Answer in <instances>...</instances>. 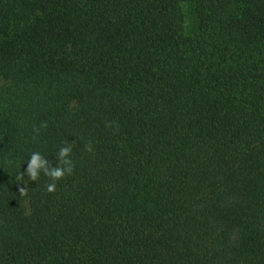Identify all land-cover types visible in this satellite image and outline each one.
Here are the masks:
<instances>
[{
  "label": "trees",
  "instance_id": "trees-1",
  "mask_svg": "<svg viewBox=\"0 0 264 264\" xmlns=\"http://www.w3.org/2000/svg\"><path fill=\"white\" fill-rule=\"evenodd\" d=\"M0 264H264V0H0Z\"/></svg>",
  "mask_w": 264,
  "mask_h": 264
},
{
  "label": "clouds",
  "instance_id": "clouds-1",
  "mask_svg": "<svg viewBox=\"0 0 264 264\" xmlns=\"http://www.w3.org/2000/svg\"><path fill=\"white\" fill-rule=\"evenodd\" d=\"M111 125L112 122L105 123V127H109ZM40 127H46V124L42 123ZM34 131L38 134L39 128L34 129ZM71 151V145H63L59 147L56 153L57 162L55 165L50 164V162L40 152H31L26 159L27 166L24 172L17 173V178L21 181L26 175L29 180L36 181L38 177L43 174L50 180V182L45 186L46 191L53 192L56 189V182L67 175H71L74 170L75 165L70 156ZM85 151L89 153L93 151V145L91 142L85 144ZM20 191L23 194L25 190L21 189Z\"/></svg>",
  "mask_w": 264,
  "mask_h": 264
},
{
  "label": "rangeland",
  "instance_id": "rangeland-1",
  "mask_svg": "<svg viewBox=\"0 0 264 264\" xmlns=\"http://www.w3.org/2000/svg\"><path fill=\"white\" fill-rule=\"evenodd\" d=\"M181 8L184 13L183 27L185 34H195L198 30V20L192 3L184 1L181 4Z\"/></svg>",
  "mask_w": 264,
  "mask_h": 264
}]
</instances>
